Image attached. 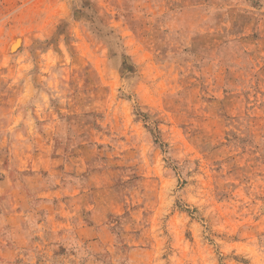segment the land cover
<instances>
[{
	"label": "rangeland",
	"instance_id": "obj_1",
	"mask_svg": "<svg viewBox=\"0 0 264 264\" xmlns=\"http://www.w3.org/2000/svg\"><path fill=\"white\" fill-rule=\"evenodd\" d=\"M0 264H264V0H0Z\"/></svg>",
	"mask_w": 264,
	"mask_h": 264
},
{
	"label": "bare ground",
	"instance_id": "obj_2",
	"mask_svg": "<svg viewBox=\"0 0 264 264\" xmlns=\"http://www.w3.org/2000/svg\"><path fill=\"white\" fill-rule=\"evenodd\" d=\"M19 44H20L19 41H18V43H16V41H14L13 44L11 45V48L16 49L19 46Z\"/></svg>",
	"mask_w": 264,
	"mask_h": 264
},
{
	"label": "water",
	"instance_id": "obj_3",
	"mask_svg": "<svg viewBox=\"0 0 264 264\" xmlns=\"http://www.w3.org/2000/svg\"><path fill=\"white\" fill-rule=\"evenodd\" d=\"M16 43H18V40L16 41Z\"/></svg>",
	"mask_w": 264,
	"mask_h": 264
}]
</instances>
